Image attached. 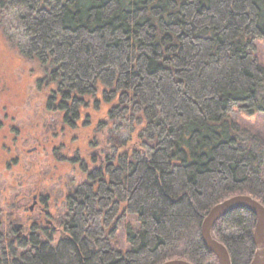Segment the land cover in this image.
<instances>
[{
    "label": "trees",
    "instance_id": "1",
    "mask_svg": "<svg viewBox=\"0 0 264 264\" xmlns=\"http://www.w3.org/2000/svg\"><path fill=\"white\" fill-rule=\"evenodd\" d=\"M0 32L44 91L22 144L49 149L45 194L0 183V264H218L209 209L264 206V136L241 119L264 112V0H0ZM37 192L66 195L57 240L27 208ZM255 221L235 209L212 225L232 264H250Z\"/></svg>",
    "mask_w": 264,
    "mask_h": 264
},
{
    "label": "rangeland",
    "instance_id": "2",
    "mask_svg": "<svg viewBox=\"0 0 264 264\" xmlns=\"http://www.w3.org/2000/svg\"><path fill=\"white\" fill-rule=\"evenodd\" d=\"M258 51L264 62V44L259 47ZM29 71L30 67L23 63L17 51L9 46L0 32V183L3 181L11 183V181L18 179L21 180L23 184L29 182L28 184L38 185L42 176L41 167L45 164V159H47L45 158V154L49 153V149H46L44 151L39 150L38 152L28 154L26 149L34 146V141L31 140L29 143H25L26 145L22 144V140L24 138L26 139L27 135L34 132L32 126L40 125L43 123V118L47 116L46 114L42 115L40 112L43 111L44 108L42 101L44 94L43 88L42 86H38L36 90V83L34 81L35 75ZM38 88L42 91H38ZM4 114H7V118L12 117L15 125L23 124L25 128L23 136H19L16 143H12L11 139L4 135L7 125L10 124L9 119L4 118ZM241 119L250 129L264 136V112L252 116L243 115ZM41 137L42 136L39 138ZM86 150L87 149H85V152H87V154L81 152V159L89 162L91 158L90 153L93 151H90V149ZM13 159H19L20 162L15 163L12 161ZM74 167L78 169L81 166L76 162L74 163ZM33 169L36 173L31 175ZM47 169L48 168H45L44 171H47ZM70 169L71 166L66 163H59L57 167L53 169V172L55 175V173L58 172L68 171L69 177L71 175ZM28 173L30 176H28ZM39 188L40 192L45 194L47 187L40 183ZM51 196L48 211L53 216H59V212L63 209L66 195L54 193ZM30 204L31 198L27 202V206ZM15 224H20V222H16ZM20 231L19 229V232ZM27 233V230L25 232L21 231V235H26ZM61 235L62 233H56L53 238L57 240Z\"/></svg>",
    "mask_w": 264,
    "mask_h": 264
},
{
    "label": "water",
    "instance_id": "3",
    "mask_svg": "<svg viewBox=\"0 0 264 264\" xmlns=\"http://www.w3.org/2000/svg\"><path fill=\"white\" fill-rule=\"evenodd\" d=\"M33 199H35V196ZM33 205H30L29 208L33 209ZM235 209H246L255 215L256 221L252 232L255 251L250 264H264V206L250 195L232 196L209 209L201 223V238L204 245L216 256L218 264H232L227 248L223 243L212 237L210 230L220 217ZM16 227L20 229L21 224H16ZM19 233L20 236L21 232ZM161 264L192 263L184 259H169Z\"/></svg>",
    "mask_w": 264,
    "mask_h": 264
},
{
    "label": "flooded vegetation",
    "instance_id": "4",
    "mask_svg": "<svg viewBox=\"0 0 264 264\" xmlns=\"http://www.w3.org/2000/svg\"><path fill=\"white\" fill-rule=\"evenodd\" d=\"M1 115V114H0ZM5 115V119H9V123L7 125V128L5 129V132L4 135L9 137L12 141V143H16L18 141V137L19 136H23V131H25L24 129V126L23 124H17L15 125L14 122V119L12 117L10 118H7V114H4ZM13 134V135H12ZM25 139V138H24ZM42 139V137L40 138ZM36 150V146H31L30 148L26 149V152L28 154H31L33 152H35ZM91 154H93V152H91ZM95 155L98 156L99 153L97 151H95ZM94 155V156H95ZM79 158H81V156H79ZM12 161H14L15 163L17 162H20L19 159H13ZM11 163V162H10ZM76 163V162H75ZM78 163L80 165V161L78 160ZM41 182H39V185H40ZM42 193V192H41ZM39 192L37 193H34L32 196H31V204H34L33 205V209H30V205L27 206L28 210H30V212H34L36 209H38L40 212H42L44 215L43 219H44V222H45V225H44V228L48 229V230H51L53 233H63V228L61 227H58L56 222H57V216H53L49 213L48 211V206H50V197H47L46 200H43V194H41ZM35 196V199H33V197ZM118 212H119V215L122 214V211H123V204H122V201L118 203ZM32 226H30L27 230V232L30 231ZM20 230L23 231V225H21L20 227ZM20 231V232H21ZM28 234V233H27ZM25 235V234H24ZM21 236V235H20Z\"/></svg>",
    "mask_w": 264,
    "mask_h": 264
}]
</instances>
